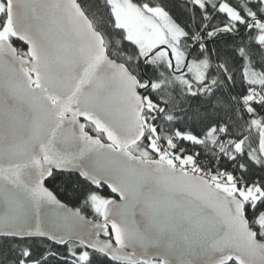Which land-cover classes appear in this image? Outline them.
<instances>
[{
  "label": "snow or ice",
  "instance_id": "obj_1",
  "mask_svg": "<svg viewBox=\"0 0 264 264\" xmlns=\"http://www.w3.org/2000/svg\"><path fill=\"white\" fill-rule=\"evenodd\" d=\"M0 264H264V0H0Z\"/></svg>",
  "mask_w": 264,
  "mask_h": 264
},
{
  "label": "trees",
  "instance_id": "obj_2",
  "mask_svg": "<svg viewBox=\"0 0 264 264\" xmlns=\"http://www.w3.org/2000/svg\"><path fill=\"white\" fill-rule=\"evenodd\" d=\"M61 198L64 199L65 202H69L71 206V202L75 201L76 196L73 192L69 191V192L62 194Z\"/></svg>",
  "mask_w": 264,
  "mask_h": 264
}]
</instances>
